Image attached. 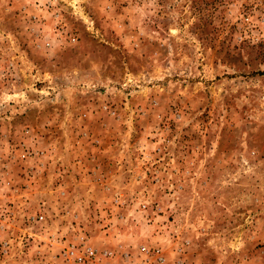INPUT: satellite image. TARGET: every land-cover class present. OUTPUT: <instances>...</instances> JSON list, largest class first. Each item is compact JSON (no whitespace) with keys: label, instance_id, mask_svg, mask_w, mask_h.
<instances>
[{"label":"rangeland","instance_id":"rangeland-1","mask_svg":"<svg viewBox=\"0 0 264 264\" xmlns=\"http://www.w3.org/2000/svg\"><path fill=\"white\" fill-rule=\"evenodd\" d=\"M235 251L264 260V0H0V264Z\"/></svg>","mask_w":264,"mask_h":264},{"label":"crops","instance_id":"crops-1","mask_svg":"<svg viewBox=\"0 0 264 264\" xmlns=\"http://www.w3.org/2000/svg\"><path fill=\"white\" fill-rule=\"evenodd\" d=\"M235 264H264L262 256L252 257L241 252L235 251Z\"/></svg>","mask_w":264,"mask_h":264},{"label":"built area","instance_id":"built-area-1","mask_svg":"<svg viewBox=\"0 0 264 264\" xmlns=\"http://www.w3.org/2000/svg\"><path fill=\"white\" fill-rule=\"evenodd\" d=\"M88 253H89L90 256H94V251L93 250L90 249Z\"/></svg>","mask_w":264,"mask_h":264}]
</instances>
